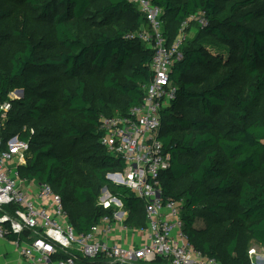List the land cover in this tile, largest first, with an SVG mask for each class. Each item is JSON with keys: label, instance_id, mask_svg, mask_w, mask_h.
<instances>
[{"label": "trees", "instance_id": "16d2710c", "mask_svg": "<svg viewBox=\"0 0 264 264\" xmlns=\"http://www.w3.org/2000/svg\"><path fill=\"white\" fill-rule=\"evenodd\" d=\"M22 1L36 10L39 19L52 25L58 50L52 57H41V42L33 41L23 25L14 32L21 38L22 48L12 55L8 75L0 72L1 100H6L15 88L24 91L23 98L12 101L4 132V136L18 135L28 144L20 176L50 185L61 196L69 223L79 233H89L105 216L113 218L114 206L104 209L98 202L103 186L111 188V194L126 210L123 225L142 229L144 201L107 176L122 171L123 163L100 144L98 120L100 116L125 115L142 101L144 86L152 77L153 51L131 34L147 26L144 16L128 0ZM150 1L162 10V31L168 44L174 39L164 28L166 17L176 22L178 29L198 15L205 21L200 31L202 39L185 44L171 68L170 78L177 91L170 105L160 111L158 133L169 153L170 167L161 174L160 181L163 201H182L183 232L189 242L220 262L223 259L216 247L199 240L194 230L196 210L208 198L216 202L201 207L206 219L219 222L222 218L217 209H228L230 202L226 199H231L245 232L264 246V178L255 175L264 173V28L245 24L256 15H264V7L228 20L218 0ZM255 1L235 2L229 12ZM5 14L0 11V17ZM121 18L127 20L121 21L119 27L111 26ZM0 38L8 40L6 35ZM231 65L228 73L212 83L194 81L192 76L194 71L226 69ZM123 67L127 69L125 83L115 74ZM49 69H58L68 79L102 71L103 88L121 96L122 104L103 100L95 103L81 79L72 90L51 89L47 81ZM236 71L247 77L244 92L230 91ZM49 100H54L60 111L51 131L40 122ZM261 100V117L252 119V109ZM61 141L79 148L78 161L56 155V144ZM75 174L82 176L80 183L68 180ZM180 179H186L189 188L179 191L166 184ZM82 205L91 208L81 213ZM5 238L12 242L23 239L13 232L6 233ZM237 246V238L231 239L226 248L229 263H223L251 264L247 258L232 256ZM148 264L164 261L157 259Z\"/></svg>", "mask_w": 264, "mask_h": 264}, {"label": "built area", "instance_id": "2783aa9c", "mask_svg": "<svg viewBox=\"0 0 264 264\" xmlns=\"http://www.w3.org/2000/svg\"><path fill=\"white\" fill-rule=\"evenodd\" d=\"M128 1L138 8L147 25L131 36L153 51L152 77L138 106L125 115L100 116L98 122L100 144L123 163L122 171L110 179L144 201L143 235H137L138 245L113 242L105 236L113 230V218L107 216L89 233H79L69 223L61 196L50 185L20 176L28 144L18 135L4 136L12 101L17 99L12 91L6 100L0 99V238L8 232L22 235V240L13 243L25 264H148L157 259L164 264H220L196 249L184 234L182 201L162 199L160 177L170 167V156L158 138L160 111L176 95L170 72L187 23L181 24L178 35L168 44L162 31L161 8L150 0ZM99 204L104 209L114 206L116 220L127 214L107 187ZM252 264H264V256H257Z\"/></svg>", "mask_w": 264, "mask_h": 264}, {"label": "rangeland", "instance_id": "374dc122", "mask_svg": "<svg viewBox=\"0 0 264 264\" xmlns=\"http://www.w3.org/2000/svg\"><path fill=\"white\" fill-rule=\"evenodd\" d=\"M244 1V0H218V3L221 8V12L227 17L228 20H234L237 18L238 15L246 12V11H254L257 7H264V0H256L253 3L243 5L236 9L234 13L229 12V8L235 2ZM0 11L6 12L4 16L0 17V35L8 36V40L0 38V72L8 75L10 70V61L12 55L22 48L21 38L17 35H14V32L19 31L22 29L23 25H26V30L29 31L31 38L33 41H39L42 44L40 49L39 55L44 59L46 57H52L54 53L58 50V46L55 41L54 31L52 25L49 21H44L39 19L36 16V10L32 9L29 5H27L22 0H0ZM127 19H119L114 20L111 26L119 27L122 25V22H125ZM122 21V22H121ZM203 23V19L200 15L195 17L192 21H189L186 25L183 26V36L181 38V45L179 48V53L182 52L184 45H188L189 42L195 40V42L202 39L201 27ZM245 24L252 26L254 28H264V15L262 16H255L253 20L246 22ZM94 27V26H93ZM164 28L168 31L171 36V40H173L179 33L178 24L171 20L170 17H166L164 20ZM178 31H177V30ZM175 36V37H174ZM174 37V38H173ZM170 40V41H171ZM182 48V49H181ZM213 65V64H212ZM228 68H215L211 67L206 71H200L196 73L194 71L193 78L194 81L203 80L206 84L215 82L216 80L220 79L224 74L228 73ZM115 74L118 80L122 83H125V75L127 74L126 67L121 68L118 71H115ZM104 72L102 71H92L88 74H79L74 79L66 78L61 71L58 69H49L47 74V81L50 83L51 89H63L67 88L72 90L76 85L78 79L84 80L86 83L87 93L91 96L92 100L97 103L100 100H103L106 103L121 105L122 98L121 96H117L115 94H111L107 90L103 88L102 85V78ZM197 76V77H196ZM248 84L247 77L239 71L235 72L234 77L231 80L230 91L234 89H238L241 92L245 91V88ZM17 90H22L19 88L13 89L14 97L17 99H21L24 96L16 93ZM262 103L263 100L259 102L253 109H252V119L260 118L261 111H262ZM48 107L42 113V118L40 120L41 124H46L48 131L53 130L54 121L56 117L60 114L58 110V105L55 103L54 100L48 101ZM183 109L184 106H182ZM106 114H109L107 112ZM25 124V123H24ZM21 124L20 129L23 130L26 124ZM54 152L56 155L61 159L64 157H71L73 160L78 161L80 156L79 148H74V146L66 141H61L56 144ZM113 173L108 174V177H111ZM257 177L264 178V173H257L255 174ZM72 182L80 183L82 180V176L75 174L71 179ZM167 186L171 188H176L179 191H183L189 188V182L186 179H180L177 181H168ZM105 186L100 188V196L102 195V191ZM108 191L111 193V188H108ZM67 194V193H66ZM114 196V195H113ZM227 202H230L228 209H217L218 214L221 215V220L219 222L211 221L204 217V213L201 211V207L204 204L210 205L216 202L214 198H208L201 203V207L196 210L197 218L195 220V232L196 236L202 242H208L211 245L215 246L217 249L218 254L223 259L220 260V264L229 263L227 260V252L226 248L233 238H237V249L232 255L233 257H244L247 258L250 263L255 261L257 256H264V246L258 244L250 236L245 232L244 225L240 222L237 216V207L234 203H231V199H226ZM99 202V199H98ZM67 211L69 210V204L66 205ZM89 208L86 205H82L79 208L81 213L89 211ZM116 208L112 211L116 213ZM121 211L126 212L123 205L121 206ZM113 215V230L110 233L106 234L107 238L115 236V234H125L128 232V236L130 239L132 236H142L143 230L141 229H128L126 228L121 221L124 220L127 214L122 215V220H116ZM130 231H128V230ZM127 230V231H126ZM122 232V233H121ZM114 234V236L112 235ZM124 239L127 237V234L123 235ZM134 236V237H135ZM138 236L136 237L137 242L139 240ZM133 237V238H134ZM231 261V259H230Z\"/></svg>", "mask_w": 264, "mask_h": 264}, {"label": "crops", "instance_id": "0c3cea01", "mask_svg": "<svg viewBox=\"0 0 264 264\" xmlns=\"http://www.w3.org/2000/svg\"><path fill=\"white\" fill-rule=\"evenodd\" d=\"M125 234H127V237L124 239L123 235ZM125 234H115V236L113 234L114 238L110 237V240L122 245L138 243L136 239L137 236L134 235L135 237L132 236V238L130 239V236H128V232H125ZM0 264H25V260L19 255L18 249L15 244L12 241L7 240L6 238H0Z\"/></svg>", "mask_w": 264, "mask_h": 264}, {"label": "water", "instance_id": "95a60500", "mask_svg": "<svg viewBox=\"0 0 264 264\" xmlns=\"http://www.w3.org/2000/svg\"><path fill=\"white\" fill-rule=\"evenodd\" d=\"M16 93H19V94L23 95V90H17V92H16ZM119 185H121V186H122V184H119Z\"/></svg>", "mask_w": 264, "mask_h": 264}]
</instances>
